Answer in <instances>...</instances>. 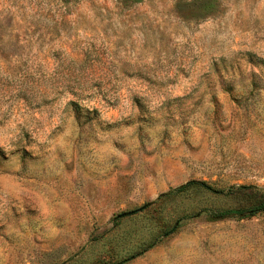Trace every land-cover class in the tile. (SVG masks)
<instances>
[{
  "label": "rangeland",
  "instance_id": "rangeland-1",
  "mask_svg": "<svg viewBox=\"0 0 264 264\" xmlns=\"http://www.w3.org/2000/svg\"><path fill=\"white\" fill-rule=\"evenodd\" d=\"M242 187L264 0H0V264H264Z\"/></svg>",
  "mask_w": 264,
  "mask_h": 264
},
{
  "label": "trees",
  "instance_id": "trees-1",
  "mask_svg": "<svg viewBox=\"0 0 264 264\" xmlns=\"http://www.w3.org/2000/svg\"><path fill=\"white\" fill-rule=\"evenodd\" d=\"M191 186H196L197 188L205 189V190H211L210 186L201 183V182H187L185 185L173 189L170 192L167 193L166 196H173L177 193H180L187 188ZM249 190V191H247ZM217 193L220 192L218 190H215ZM228 192L230 193H242L243 196H246V201L240 206V210L245 212H258V211H263L264 210V191H260L257 189L253 188H247V187H242V188H231L228 189ZM247 193V194H246Z\"/></svg>",
  "mask_w": 264,
  "mask_h": 264
},
{
  "label": "water",
  "instance_id": "water-1",
  "mask_svg": "<svg viewBox=\"0 0 264 264\" xmlns=\"http://www.w3.org/2000/svg\"><path fill=\"white\" fill-rule=\"evenodd\" d=\"M129 213H131V212H129Z\"/></svg>",
  "mask_w": 264,
  "mask_h": 264
}]
</instances>
